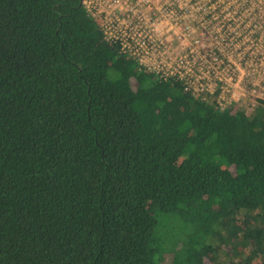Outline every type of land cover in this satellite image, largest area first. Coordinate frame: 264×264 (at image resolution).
Wrapping results in <instances>:
<instances>
[{
	"label": "trees",
	"instance_id": "1",
	"mask_svg": "<svg viewBox=\"0 0 264 264\" xmlns=\"http://www.w3.org/2000/svg\"><path fill=\"white\" fill-rule=\"evenodd\" d=\"M248 248L264 264V104L158 77L81 0H0V264H248Z\"/></svg>",
	"mask_w": 264,
	"mask_h": 264
},
{
	"label": "built area",
	"instance_id": "2",
	"mask_svg": "<svg viewBox=\"0 0 264 264\" xmlns=\"http://www.w3.org/2000/svg\"><path fill=\"white\" fill-rule=\"evenodd\" d=\"M81 3L106 41L158 77L212 94L220 108L242 99L264 104V0Z\"/></svg>",
	"mask_w": 264,
	"mask_h": 264
},
{
	"label": "rangeland",
	"instance_id": "3",
	"mask_svg": "<svg viewBox=\"0 0 264 264\" xmlns=\"http://www.w3.org/2000/svg\"><path fill=\"white\" fill-rule=\"evenodd\" d=\"M242 228V227H241ZM242 230V229H241ZM246 253H247V256L249 257V262H248V264H261V261L259 260V259H256V258H252L253 257V254H252V252L250 251V248H248L247 249V251H246Z\"/></svg>",
	"mask_w": 264,
	"mask_h": 264
}]
</instances>
